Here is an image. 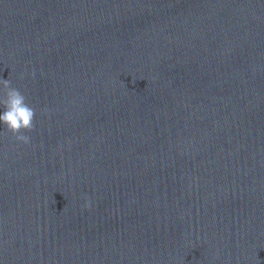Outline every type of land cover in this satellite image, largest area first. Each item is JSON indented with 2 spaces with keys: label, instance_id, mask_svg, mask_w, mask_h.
Listing matches in <instances>:
<instances>
[{
  "label": "water",
  "instance_id": "95a60500",
  "mask_svg": "<svg viewBox=\"0 0 264 264\" xmlns=\"http://www.w3.org/2000/svg\"><path fill=\"white\" fill-rule=\"evenodd\" d=\"M0 78V264H264V0H0Z\"/></svg>",
  "mask_w": 264,
  "mask_h": 264
},
{
  "label": "clouds",
  "instance_id": "9594fccd",
  "mask_svg": "<svg viewBox=\"0 0 264 264\" xmlns=\"http://www.w3.org/2000/svg\"><path fill=\"white\" fill-rule=\"evenodd\" d=\"M0 106L3 107L0 123L5 125L18 141L29 143L30 137L23 133L25 130H33L35 109L27 103L25 95L12 86L9 79L0 78ZM85 207L90 208L91 203H87Z\"/></svg>",
  "mask_w": 264,
  "mask_h": 264
}]
</instances>
